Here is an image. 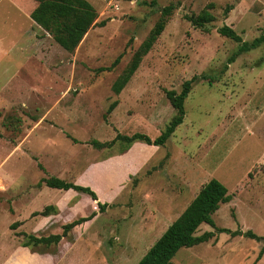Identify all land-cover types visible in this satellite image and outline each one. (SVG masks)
<instances>
[{"label": "rangeland", "instance_id": "1", "mask_svg": "<svg viewBox=\"0 0 264 264\" xmlns=\"http://www.w3.org/2000/svg\"><path fill=\"white\" fill-rule=\"evenodd\" d=\"M68 1L88 12L79 38L34 15L45 0H0V264H137L210 179L231 195L214 227L197 230L214 238L180 249L171 264H264V242L216 232L264 237V43L227 64L239 44L217 32L226 25L247 43L263 34L264 0ZM171 4L163 32L114 95L112 83ZM209 4L207 31L184 19ZM193 77L183 121L163 146L137 142L121 155L120 143L109 147L117 134L157 137L176 114L166 92ZM49 177L111 206L100 213L86 194L46 187ZM47 206L54 214L41 216ZM93 213L56 246H21Z\"/></svg>", "mask_w": 264, "mask_h": 264}, {"label": "trees", "instance_id": "2", "mask_svg": "<svg viewBox=\"0 0 264 264\" xmlns=\"http://www.w3.org/2000/svg\"><path fill=\"white\" fill-rule=\"evenodd\" d=\"M76 3H70L68 0H45L42 5L44 11L37 10L36 13L44 15L45 23L50 26H55L59 22L63 25H56L54 32L57 34H66V36H72L79 38L89 28L90 21H85L86 12H81L78 9ZM149 5L151 7L156 5V0H151ZM83 7V6H82ZM213 8L212 4H209L206 8L201 10L197 15L184 16L194 28H198L204 31L208 30V25L214 21V16L210 12ZM175 10L174 5H168L161 8L160 15L148 36L143 40L138 49L135 51L127 68L115 79L112 83L111 90L114 95H118L129 81L132 74L136 71L143 56H145L152 48L158 37L163 32L170 16ZM51 19L49 21V16ZM47 15V16H46ZM93 16V14H91ZM104 23H99L102 26ZM219 35L226 37L239 44L237 51L234 55L227 59V64L232 63L235 57L241 53L253 50L264 43V33L247 43L242 41L230 27L223 25L217 29ZM65 49H70L68 43L60 42ZM120 56H118L112 64L107 68H101L100 71H109L114 68L119 62ZM195 77L182 84L181 91L176 93L174 91H167L166 98L169 100L170 105L176 111V114L164 128V130L155 138H150L143 133H133L131 135L117 134L115 138L108 143L109 147L115 143L121 144L119 155L124 154L129 148L137 142L143 143L148 146L161 147L163 146L175 129L182 123L184 117V100L191 89V84L195 81ZM118 100L112 101L107 109L106 114H110L117 106ZM96 146H104L102 144L94 143ZM41 182L46 187L61 191H76L82 194H86L91 200L97 201V196L94 191L89 187L80 186L73 183L65 182L59 178L49 177L43 179ZM231 195L224 185L215 179H210L206 182L198 191L193 200L188 204L184 211L167 227L163 234L156 240V242L147 250L137 264H171V260L176 253L182 248H191L199 244L207 243L214 238L213 232H204L197 235V230L202 224H206L210 227H214L212 215L219 209L220 205L230 202ZM97 208L100 213L111 205L107 203H100L97 201ZM55 208L53 206H47L40 213L41 216H48L51 213L54 214ZM94 213L88 217H80L69 223H66L62 227L61 234H53L47 237H35L33 235H26V241L22 243V247L37 246L39 244L57 245L67 233L75 226L89 221ZM217 233H228L231 236L241 235L258 242H264L263 236H257L251 231H230L227 229H216ZM215 240V239H214ZM262 250L259 252L258 258L262 255Z\"/></svg>", "mask_w": 264, "mask_h": 264}, {"label": "crops", "instance_id": "3", "mask_svg": "<svg viewBox=\"0 0 264 264\" xmlns=\"http://www.w3.org/2000/svg\"><path fill=\"white\" fill-rule=\"evenodd\" d=\"M129 152H130V151H129ZM125 154H128V153H127V152H125ZM129 154H130V153H129ZM69 222H71V221H69ZM75 227H77V226H75ZM75 227H74V228H75Z\"/></svg>", "mask_w": 264, "mask_h": 264}]
</instances>
